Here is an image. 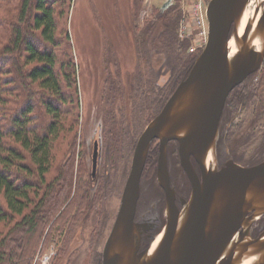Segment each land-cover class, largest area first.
<instances>
[{
    "label": "water",
    "instance_id": "1",
    "mask_svg": "<svg viewBox=\"0 0 264 264\" xmlns=\"http://www.w3.org/2000/svg\"><path fill=\"white\" fill-rule=\"evenodd\" d=\"M252 3L254 10L246 14ZM206 13L205 47L138 139L103 264H241L246 252L264 251V231L257 237L252 234L254 222L264 215V161L247 166L230 160L220 167L216 154L227 96L263 64L264 0H209ZM155 138L159 139L157 178L166 192L167 223L158 246L151 250L159 234L139 251L134 217L141 175ZM171 140L178 141L180 161L192 183L191 197L182 209L170 183L167 146ZM212 149L215 161H207ZM255 264H264V256Z\"/></svg>",
    "mask_w": 264,
    "mask_h": 264
},
{
    "label": "rangeland",
    "instance_id": "2",
    "mask_svg": "<svg viewBox=\"0 0 264 264\" xmlns=\"http://www.w3.org/2000/svg\"><path fill=\"white\" fill-rule=\"evenodd\" d=\"M174 1L143 0L137 17L133 10V0H70L63 12L61 6L57 7L58 31L69 32V44L73 48L74 60L78 66L80 120L73 131L65 132L54 149L55 165L50 176L56 174L55 167L62 159L65 161L68 157V160L74 161L75 176L87 185L89 206L86 203L80 209H76L77 204L73 206L69 217L74 215L81 220L71 231H67V226L62 227L61 219L55 224L58 229L54 228L49 232L47 226L31 257V264H103L104 247L120 209L138 139L180 81L188 75L207 43L208 34H202L203 29L207 28V32L209 30L207 13L204 28L195 24L192 11L186 9L188 0H180L183 17L178 27L179 38L190 41L188 49L179 53L180 57L191 55L194 58L186 75L174 71L169 64V54L155 47L148 34H141L148 22L157 17L154 9L168 6ZM204 2L206 10L209 0ZM185 22L189 23L186 29L182 27ZM160 29L161 26L156 23L152 28V35L160 33ZM6 39L5 35L0 34L1 41ZM142 41L145 42L142 52L145 57L143 55L141 61L138 50ZM186 64L188 67V63ZM152 89L159 92L151 93ZM143 96L149 98L145 103L148 107L145 111L141 107ZM12 106L14 103L11 101L9 107ZM67 119L69 122L72 115H68ZM120 122L124 126V137L123 145L117 147L115 125ZM99 126L103 136L102 159L98 182L92 188V141L98 136ZM74 135L77 136L76 142L69 146ZM156 146L152 144L150 149L153 150ZM218 148L217 139L216 154L219 165ZM66 150L68 156H64ZM263 156L260 154L253 160ZM157 160L156 157L152 173L149 172L150 163H145L141 175V199L148 204L157 202V205L164 208L162 190L156 181ZM168 160L173 181L178 186L185 184L186 171L182 169L177 140L170 143ZM193 160L198 165L194 158ZM13 225L14 223L10 224L4 231L14 227ZM16 235V230L8 235L11 246L15 245ZM16 263V260L9 259L0 261V264Z\"/></svg>",
    "mask_w": 264,
    "mask_h": 264
},
{
    "label": "trees",
    "instance_id": "3",
    "mask_svg": "<svg viewBox=\"0 0 264 264\" xmlns=\"http://www.w3.org/2000/svg\"><path fill=\"white\" fill-rule=\"evenodd\" d=\"M69 1L0 0V34L7 37L0 40V261L31 264L45 228L49 226V232L58 229L55 224L61 219L62 227L71 231L81 220L69 217L73 206H89L87 185L75 176L74 161L62 159L55 167L56 174L50 176L55 165L54 149L80 120L78 66L69 32L58 31L56 16L57 7L61 6L63 12ZM142 1L133 0L136 17ZM154 10L157 17L141 34H148L155 47L169 54L174 71L186 75L194 58L179 54L190 46V41L178 35L183 17L180 0ZM156 23L161 26L160 33L152 35ZM143 43L138 50L141 61L145 57ZM141 99L145 111L149 98ZM11 101L14 106L9 107ZM68 115H72L69 122ZM123 127L121 122L115 125L117 147L123 145ZM73 137L69 146L76 142L77 136ZM158 152L157 147L148 153L150 173ZM12 223L14 227L5 232ZM13 230L17 237L11 246L8 235Z\"/></svg>",
    "mask_w": 264,
    "mask_h": 264
},
{
    "label": "flooded vegetation",
    "instance_id": "4",
    "mask_svg": "<svg viewBox=\"0 0 264 264\" xmlns=\"http://www.w3.org/2000/svg\"><path fill=\"white\" fill-rule=\"evenodd\" d=\"M97 135L98 136H95L92 141V171L90 177L92 188L93 185L98 182L100 175V163L102 159L101 146L103 143L100 126L98 127ZM172 141L173 140L169 141L167 146L170 183L176 192V204L182 209L184 201L189 200L191 197L192 183L186 172L185 184L178 186L173 181L171 165L168 160V150ZM152 144H156L159 151V139L155 138L151 145ZM218 147V162L220 167L224 166L230 160L247 166L256 165L264 161V156L260 159L258 158V160H253L260 154L264 155V60L259 69L250 73L245 80L236 85L227 96L220 117ZM193 163L198 174L201 176L199 164L197 165L194 160ZM157 169L158 160L156 181L162 190L164 208L157 205V202L153 201L151 204H148L141 199L143 189L141 178L140 200L137 202L134 217L139 228V232L136 234L139 243V251L148 247L167 223L166 192L158 181ZM263 231L264 215L254 222L252 226L253 237L259 236Z\"/></svg>",
    "mask_w": 264,
    "mask_h": 264
},
{
    "label": "bare ground",
    "instance_id": "5",
    "mask_svg": "<svg viewBox=\"0 0 264 264\" xmlns=\"http://www.w3.org/2000/svg\"><path fill=\"white\" fill-rule=\"evenodd\" d=\"M254 6H255V3H252V4H251V7L248 8L246 14H248V13L251 12V11H253V10H254ZM243 23H245V18H244V17H243V19H242V24H243ZM230 46H231V47H232V46H235L234 42H231ZM207 156H208V157H207V161H212L213 159H214V161H215V158H216V157H215V154H214V152H213V149L208 151ZM184 215H185V212L183 211V213H182V219H184ZM164 232H165V231H164ZM164 232H163L162 234H160V235L157 237V239L155 240L154 245L152 246V249H151V250H154V249L158 246L160 240H161L162 237L164 236ZM263 256H264V251H258V252H255V253H253L252 251H248V252H246V253L242 256V258L240 259V261H241V264H255V263L258 262L259 259L262 258Z\"/></svg>",
    "mask_w": 264,
    "mask_h": 264
},
{
    "label": "built area",
    "instance_id": "6",
    "mask_svg": "<svg viewBox=\"0 0 264 264\" xmlns=\"http://www.w3.org/2000/svg\"><path fill=\"white\" fill-rule=\"evenodd\" d=\"M188 1L189 3L186 9H188V11H192V18L196 20L195 24L199 26L201 25L204 28V24L206 20V10L204 5L205 0H188ZM182 27L186 29L187 27H189V23L188 22L183 23ZM202 34L205 35L208 34L207 28L203 29Z\"/></svg>",
    "mask_w": 264,
    "mask_h": 264
}]
</instances>
